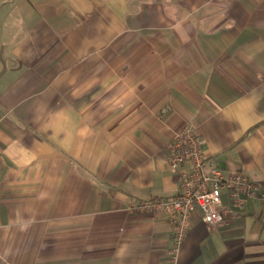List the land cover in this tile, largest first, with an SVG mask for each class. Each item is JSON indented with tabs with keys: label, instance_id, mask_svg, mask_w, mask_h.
<instances>
[{
	"label": "crops",
	"instance_id": "1",
	"mask_svg": "<svg viewBox=\"0 0 264 264\" xmlns=\"http://www.w3.org/2000/svg\"><path fill=\"white\" fill-rule=\"evenodd\" d=\"M264 190V0H0V264H264V201L174 260L167 142Z\"/></svg>",
	"mask_w": 264,
	"mask_h": 264
},
{
	"label": "built area",
	"instance_id": "2",
	"mask_svg": "<svg viewBox=\"0 0 264 264\" xmlns=\"http://www.w3.org/2000/svg\"><path fill=\"white\" fill-rule=\"evenodd\" d=\"M166 149L168 165L177 178V194L131 202L128 210L162 215L167 219L171 226L168 256L174 260L192 227L195 214L208 229L224 222L223 192H227L234 206L240 207L248 198L264 201V190L242 171L223 175L206 154L202 139L190 125L175 131Z\"/></svg>",
	"mask_w": 264,
	"mask_h": 264
}]
</instances>
